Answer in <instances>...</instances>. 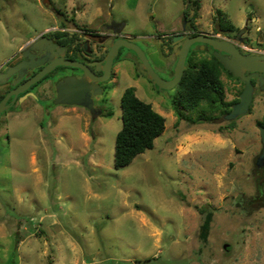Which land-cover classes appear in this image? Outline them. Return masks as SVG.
<instances>
[{"label":"rangeland","instance_id":"obj_1","mask_svg":"<svg viewBox=\"0 0 264 264\" xmlns=\"http://www.w3.org/2000/svg\"><path fill=\"white\" fill-rule=\"evenodd\" d=\"M218 10L243 32L242 41L215 33ZM187 11L184 0H0V63L53 27L106 19L125 23V34L169 81L181 44L169 36L191 19ZM195 24L244 53L264 54V0H201ZM195 50L194 64L211 56ZM116 70V87L99 100L112 117L93 121L83 109L32 100L0 114V264H264V202L245 210L262 178L256 160L264 93L256 92L251 111L236 120L192 125L177 122L180 87L159 91L136 58H120ZM222 79L233 102L242 84ZM129 87L164 116L166 129L153 149L117 170ZM202 205L215 210L205 244L196 209Z\"/></svg>","mask_w":264,"mask_h":264},{"label":"flooded vegetation","instance_id":"obj_2","mask_svg":"<svg viewBox=\"0 0 264 264\" xmlns=\"http://www.w3.org/2000/svg\"><path fill=\"white\" fill-rule=\"evenodd\" d=\"M102 17L105 18L103 14ZM122 24L123 22L103 19V23L100 25L92 24L87 27L76 25V28L74 29H69L67 27H53L51 30L41 33L35 39L28 42L23 48L12 54L4 62L0 63V79L4 81L0 82V103L10 92L16 91L23 87L29 80L34 78L47 65L50 64V62L40 64L44 57L49 56L53 61L64 58L65 60L78 62L84 65L89 70V73L93 78L88 77L85 72L79 68L58 65L39 82L31 85L24 92L19 93L16 99H14L12 96L8 100L10 108L17 104L20 100H22L23 103L32 100L33 102L36 101L38 104H44V106H47L48 104H55V100L58 96L57 85L59 83H64L67 79L75 78L77 81H82L85 79L86 87H94L89 91L90 98L92 100L93 107L95 109L102 110V114L98 118L104 117L107 115V112L100 104L99 100L104 102V97L111 91L109 88L116 87L117 85L119 76V72L116 70L117 62H119L120 58L123 60H134V58H136L138 60L136 54L133 51L122 47L119 49L118 55L113 60L111 66L109 68L107 67L105 59L113 42H116L119 39H125L134 43L131 37L125 34V26L122 27ZM239 32L236 33L235 37L239 41H242L240 38L241 35L239 36ZM175 35L193 37L191 36V24L186 18L183 20V27L181 28V31L177 34L169 36L171 43H174L173 39ZM44 37L52 41L53 45L57 46V48H55L51 54H47L46 51L41 52L39 49L31 48L33 43L43 39ZM180 41L182 44L183 40ZM235 43L239 46L242 54L252 55L249 53H244L240 45L237 42ZM196 46L203 48V45H193L190 49L189 55L192 50H195ZM205 49L209 50L210 53H213V50L210 47H206ZM124 50H126V52H124ZM21 65L24 66L21 67ZM17 68L19 69L13 71L11 74H8L9 69ZM261 75L264 78V74ZM171 76L173 77V71ZM135 77H137L136 74ZM145 77H147L146 74ZM251 82L254 86L253 98L256 92L264 93V84H261L258 78H252ZM241 84L244 88V83L241 82ZM251 105L249 112L251 111ZM62 106L83 109L89 112L87 108L79 105L62 104ZM93 121L95 120L93 119ZM257 169H259V171L262 173V180L264 178V169L258 167Z\"/></svg>","mask_w":264,"mask_h":264},{"label":"trees","instance_id":"obj_3","mask_svg":"<svg viewBox=\"0 0 264 264\" xmlns=\"http://www.w3.org/2000/svg\"><path fill=\"white\" fill-rule=\"evenodd\" d=\"M184 2L188 10L186 15L189 11L193 12L189 22L191 36H196L200 34L195 22L201 9V0H184ZM215 22L216 34L230 36L240 31L220 10L216 12ZM197 52L192 50L187 58V68L177 85L181 93L175 106L177 122L185 120L192 125L214 123L219 116L224 118L232 111V106L239 101L238 98L233 102L226 100L223 74L241 83L223 67L213 53L209 58L194 64L193 58L196 57ZM121 104L122 128L116 136L114 152V165L117 170L129 166L137 156L153 149L155 141L166 129L164 116L156 112L151 104L140 100L135 88L129 87L123 92ZM197 110H200V114L195 119L186 116V113ZM106 116L112 117L113 113L108 112ZM259 125L264 126V123L260 122ZM222 131V128L218 130L219 133ZM262 202H264V185L259 184L257 194L246 203L245 210ZM196 209L203 219L199 237L205 244L209 238L215 210L209 205L196 206Z\"/></svg>","mask_w":264,"mask_h":264},{"label":"water","instance_id":"obj_4","mask_svg":"<svg viewBox=\"0 0 264 264\" xmlns=\"http://www.w3.org/2000/svg\"><path fill=\"white\" fill-rule=\"evenodd\" d=\"M125 24H122L124 27ZM242 32H239V36ZM174 42L183 40L179 47L176 55L177 62L173 70V77L169 81L163 80L150 65L146 54L138 47L135 43L129 42L125 39H119L113 42L110 51L105 59L107 67L109 68L113 63V60L118 55L119 49L124 47L133 51L139 60V69L144 71L147 79L152 82L159 91L169 90L176 87L181 81L184 72L187 68L186 61L189 55L190 49L193 45H203L204 49L210 47L213 50L214 56L220 61L223 67L228 70L232 75L238 78L244 83L243 91L239 96V102L234 104L232 111L227 114L224 119L226 121L236 120L238 117L244 116L249 112L250 105L253 100L254 86L251 82L252 78H258L261 84H264V78L261 74H264V54H252L244 55L239 49V46L228 39L221 38L219 36L209 35L200 33L193 37H185L184 35H175ZM32 49H39L41 52L46 51L47 54H51L52 51L57 48L56 45L52 44V41L47 38H43L36 41L31 46ZM50 62L40 73L34 78L29 80L20 89L10 92L0 103V114L10 108L8 100L13 96L14 99L19 93L27 90L31 85L36 84L42 78H44L53 68L58 65L70 66L79 68L85 72V74L93 78L89 70L78 62L68 61L63 59L53 61L51 57L46 56L41 60L40 64ZM24 65H21V67ZM34 66V65H29ZM20 68V67H19ZM17 69H9L8 74H11ZM250 74V75H249ZM0 82H4L0 79ZM86 80L77 81L75 78L67 79L64 83L57 85V99L55 100L56 105L68 104V105H79L87 108L91 114L92 119L98 118L102 114V110L95 109L93 107L92 100L90 98L89 91L94 87H86ZM13 103V101H12ZM260 138L263 145L262 152L256 160V166L264 169V126L259 127ZM264 178L259 182L263 185Z\"/></svg>","mask_w":264,"mask_h":264}]
</instances>
